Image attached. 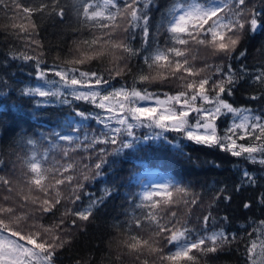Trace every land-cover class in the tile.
<instances>
[{"label": "snow or ice", "instance_id": "obj_1", "mask_svg": "<svg viewBox=\"0 0 264 264\" xmlns=\"http://www.w3.org/2000/svg\"><path fill=\"white\" fill-rule=\"evenodd\" d=\"M0 13L4 42L20 45L9 43L0 55V98L15 91L37 110L55 104L71 113L59 130L23 132L7 148L0 142V264H56L75 239L73 229L83 231L118 191L105 185L97 196L88 186L106 178L118 158L154 143L189 160V144L218 150L235 158L236 192L260 187L264 39L260 62L243 61L250 42L264 37V0H0ZM36 17L62 26L72 37L67 51L52 55L38 38ZM16 61L28 69L23 79L5 67ZM123 186L125 218L112 224L118 250L108 253L114 264L125 256L137 264H215L245 240L241 232L246 264H264V218L236 225L215 211L232 199L226 186L206 205L184 177ZM256 201L264 209V191Z\"/></svg>", "mask_w": 264, "mask_h": 264}, {"label": "trees", "instance_id": "obj_2", "mask_svg": "<svg viewBox=\"0 0 264 264\" xmlns=\"http://www.w3.org/2000/svg\"><path fill=\"white\" fill-rule=\"evenodd\" d=\"M160 2L163 5L166 0H160ZM62 3L70 5L71 0H62ZM71 16L72 14L69 11V18ZM158 17L159 13L154 12V20ZM36 19L38 23H41L38 38L42 40L46 47L52 46V55H55V49L57 48L67 51L72 37L62 34V26L59 24L53 26L51 20L41 22L39 17H36ZM0 22L7 23L2 13H0ZM262 39L264 37H257L256 40L250 42L248 59L244 60L243 63L251 67L260 62L257 50ZM163 40L164 37L161 36L160 42L163 43ZM9 43L15 44L17 47L20 46L17 41L5 43L3 34H0V55L7 52ZM141 43L140 37L133 41L136 47H139ZM206 55L207 53L203 50L199 53L201 57ZM49 59L51 60V57ZM198 61L200 62L199 67L202 66L203 61L197 60L196 62ZM208 62L218 61H214L213 58L209 57ZM5 67L13 77L23 79L27 76V67L21 70L19 61L14 62L11 67ZM117 86L119 85L117 84ZM236 98L242 101L244 98L243 93L238 92ZM69 117H71V113L61 112L60 106L55 104L37 110L27 98H20L15 91H11L8 97L0 98V142L7 148L23 132L39 135L42 131L46 132L54 128L59 130L57 125L63 124ZM17 151L20 150L17 149ZM185 151L191 156V160L177 156L170 147L164 144L154 143L138 153H133L126 159L118 158L117 162L111 165L110 170L105 169L108 173L107 177L89 185L87 191L99 196L105 185L115 186L118 191L105 202L83 231L73 229L75 239L69 247L58 254L56 264H76L78 260L81 264H86L89 260L92 264H110V261L114 264L115 257H109L108 253L110 250H118L119 242L116 239L118 233L112 228V224L125 218L123 212L127 204L123 197L129 191V187L123 185H136L137 180L141 178L139 175L152 168L160 169L167 174V178L177 176V179L184 177L187 181H191L197 192L202 191L205 205L220 187L226 186L227 194L231 195L232 199L230 202L221 200L215 211L220 216L228 215L232 217L236 225L247 224L253 219L264 218V209L256 201L259 192L264 191V180L260 181V187L256 191L247 189L236 192L235 187L239 183V173L235 170V158L226 156L218 150L193 144H189ZM138 161L143 163H138ZM5 162L7 168L10 169L12 164L7 157H5ZM209 162H214L219 167H215ZM133 190H139V185ZM246 201L253 204L250 210H246L242 206L243 202ZM84 203H87V199L84 200ZM181 211L183 210L181 209ZM57 216H59V213H57ZM52 219L48 217L44 220V223H52ZM241 234L245 236V240L239 245H233L231 252L226 250L219 253L215 264H246L243 252L247 235L243 232ZM237 248H239V251H237ZM123 264H137V262L132 257L125 256Z\"/></svg>", "mask_w": 264, "mask_h": 264}, {"label": "rangeland", "instance_id": "obj_3", "mask_svg": "<svg viewBox=\"0 0 264 264\" xmlns=\"http://www.w3.org/2000/svg\"><path fill=\"white\" fill-rule=\"evenodd\" d=\"M199 67L200 62H196ZM141 178L140 183L142 185L152 184V183H162L167 180V174L157 168H152L150 170L144 171L139 175Z\"/></svg>", "mask_w": 264, "mask_h": 264}]
</instances>
